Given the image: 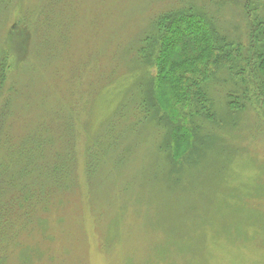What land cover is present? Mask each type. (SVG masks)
<instances>
[{
	"label": "rangeland",
	"instance_id": "1",
	"mask_svg": "<svg viewBox=\"0 0 264 264\" xmlns=\"http://www.w3.org/2000/svg\"><path fill=\"white\" fill-rule=\"evenodd\" d=\"M242 1L0 0V264H264V121L200 146L184 88L205 29L142 50L192 2L246 36Z\"/></svg>",
	"mask_w": 264,
	"mask_h": 264
},
{
	"label": "trees",
	"instance_id": "2",
	"mask_svg": "<svg viewBox=\"0 0 264 264\" xmlns=\"http://www.w3.org/2000/svg\"><path fill=\"white\" fill-rule=\"evenodd\" d=\"M260 1L240 2V4L243 3L246 36L237 33L240 36L233 38L211 10L192 2L191 7L168 11L158 16L155 21L157 34H150L144 38L143 44H145L141 49L144 53H150V57L155 62L160 58L159 54L162 50L161 47L157 52L156 44H160L166 38L172 23L181 20L196 28L200 26L205 29V34L197 33L198 37L195 36L196 32H191L194 39L191 38V41L186 43L188 46L186 49L198 52L195 46L198 42L197 38L201 37L199 41L204 43L200 42L204 53L194 58V66L198 67L199 71L197 77L194 76L195 79L185 78L191 84H188V89H186L187 86L184 88L192 98L186 114L189 116L187 126L193 132V137L200 140V146L218 137V134L213 131L221 130L227 123H231L236 129L240 124L241 115L247 112L254 111L257 122L264 121V115L260 116L258 113L261 111L257 107L258 102L255 101V97L261 98L259 102L261 101V107L264 106V7L258 6L263 2ZM239 27L240 25L236 28ZM205 41L207 45L209 44L207 47H205ZM151 44H153V52L149 49ZM162 53L168 55V52ZM219 72H226L229 79L218 77ZM220 78L223 79V83ZM213 80H215L214 83ZM216 99L221 105H216ZM142 109L151 118L159 117L160 119L157 120L163 124L161 119H164V114L158 105L154 103ZM167 118H174V116L168 115ZM183 125L185 123L175 125L180 130L178 133L182 135L184 134Z\"/></svg>",
	"mask_w": 264,
	"mask_h": 264
}]
</instances>
